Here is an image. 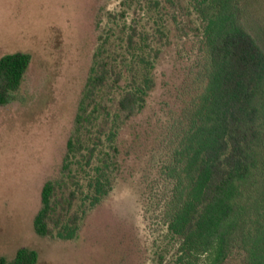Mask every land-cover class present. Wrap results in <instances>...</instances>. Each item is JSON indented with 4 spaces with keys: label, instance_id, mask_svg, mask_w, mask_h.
Returning <instances> with one entry per match:
<instances>
[{
    "label": "rangeland",
    "instance_id": "374dc122",
    "mask_svg": "<svg viewBox=\"0 0 264 264\" xmlns=\"http://www.w3.org/2000/svg\"><path fill=\"white\" fill-rule=\"evenodd\" d=\"M261 2L241 0L242 15L260 22ZM203 5L0 0V57L31 55L15 97L0 106V256L11 259L28 246L38 252L37 264L207 263V255L182 249L161 209L173 182L161 166L190 128L204 81ZM101 61L107 81L87 96L86 79ZM128 89L145 101L123 119L117 101ZM70 136L83 147L66 158ZM47 180L61 199L52 214L59 222L41 236L33 217ZM98 184L108 191L91 205ZM70 228L73 238L65 237Z\"/></svg>",
    "mask_w": 264,
    "mask_h": 264
},
{
    "label": "trees",
    "instance_id": "16d2710c",
    "mask_svg": "<svg viewBox=\"0 0 264 264\" xmlns=\"http://www.w3.org/2000/svg\"><path fill=\"white\" fill-rule=\"evenodd\" d=\"M240 1L203 0L204 81L193 100L190 128L168 148L161 166L173 181L161 199L167 228L182 239L183 250L207 255L206 264H264V0L257 23L242 15ZM30 61L22 50L0 57V106L15 97ZM93 73L86 79L87 96L106 83L107 64L99 62ZM144 101L138 90L128 89L117 109L129 119ZM81 118L78 113L75 121ZM82 147L70 136L66 158ZM55 189L52 180L41 187L33 217L38 235L52 234L50 223L59 222L52 217L61 202ZM95 191L91 205L108 190L98 184ZM72 200L73 194L67 206ZM75 234L70 228L65 237ZM37 262L38 252L28 246L18 247L11 259L0 256V264Z\"/></svg>",
    "mask_w": 264,
    "mask_h": 264
}]
</instances>
